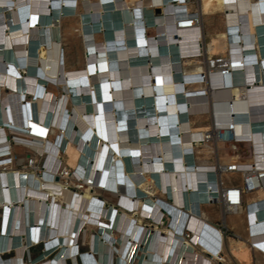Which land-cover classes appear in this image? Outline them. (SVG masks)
Returning a JSON list of instances; mask_svg holds the SVG:
<instances>
[{
    "label": "bare ground",
    "instance_id": "bare-ground-1",
    "mask_svg": "<svg viewBox=\"0 0 264 264\" xmlns=\"http://www.w3.org/2000/svg\"><path fill=\"white\" fill-rule=\"evenodd\" d=\"M198 2L199 31H190L175 24L189 18L186 0H0L2 237L10 231L29 237V225L36 221L42 223L41 238L62 234L66 226L68 239L76 224H92L86 229L100 228L107 243L115 231L118 264H164L170 262L173 241L167 238L140 262V224L158 221L162 213L155 200L132 199L147 193L170 198L172 208L166 211L175 224L186 214L201 216L198 238L207 221L228 220L231 228L243 220L244 231L259 222L251 233L264 250V175L261 190L253 194L255 204L245 203V210L223 217L219 193L206 191L209 175L202 173L215 168L214 150L205 145L190 151L187 140L188 129L198 134L207 127L189 126L186 118L205 110L186 96L209 87L220 104L207 110L231 126L239 146L250 143L249 163L254 162L253 145L261 154L256 158H264V0ZM154 6L163 16L153 14ZM211 19L219 20L221 29L206 44L204 61L201 23ZM218 53L223 63L210 58ZM221 65L225 69H217ZM10 134L15 138L7 142ZM27 152L43 156L50 172L38 178L7 170L14 157L26 159ZM63 154L67 168L76 169L74 180H89L85 192L54 182L59 166L66 172ZM220 157V180L236 177L240 185L243 175L222 170L239 157ZM106 189L117 193L119 212H108L96 196ZM4 242L1 238L0 264L15 262L17 252H3ZM229 245L236 262L249 264L245 241L229 239ZM102 249L100 262L114 263L111 248ZM191 252L181 246L174 264H189ZM81 261L99 264L87 256Z\"/></svg>",
    "mask_w": 264,
    "mask_h": 264
},
{
    "label": "built area",
    "instance_id": "built-area-1",
    "mask_svg": "<svg viewBox=\"0 0 264 264\" xmlns=\"http://www.w3.org/2000/svg\"><path fill=\"white\" fill-rule=\"evenodd\" d=\"M194 1V3H190V0H186V4L189 7V18L175 22V24L178 23L177 27L186 25L185 28L181 27L182 30L199 31L198 25L201 18H199L198 14L199 2L198 0ZM151 10L154 15L163 16L161 15L162 13H157V7L154 6ZM198 41L200 42V39H198ZM217 62L223 63L224 60L220 59L217 60ZM224 66L225 65H221L220 67L223 68L217 69H225ZM201 80L202 84L206 82V76L204 74L201 75ZM211 94L212 90L209 87H205L204 91L186 96V98H192V100L194 99L195 102L199 103L196 108L200 107L202 109H205L204 112L203 110L191 112L190 116H188L187 118V124H189L188 119L193 117L204 116L210 117L213 120V123L209 127H207L206 132L190 134V130L188 129L187 140L190 145V151L194 148L198 149L205 145L211 146V148L214 150L215 168H213V170H209L208 172L202 173L205 175L207 173L209 175V178L205 181L207 182L205 184V187H208L206 191L210 192L213 189H216L217 193H219L220 199L217 198L216 200H219L222 215L223 217H226L227 214H234L236 212L235 210L240 207L245 210V203H247L248 198L247 196H253V194H256L259 190H261L260 181L262 179L261 176L264 175V158H256L261 154H258L260 150L255 147V145H253V164L249 163L246 159L242 161L240 158H237L235 164L228 166L226 169H222L226 174L243 175L245 178L241 181V184L227 185L220 180V175L222 173L220 166L221 164H219V158L216 150L217 145L222 144L223 146L231 148L232 153H237L239 144L234 137L231 126L229 128H226L228 126L225 127V125L222 124L223 122L216 123V121H214L216 117L215 114H211L210 110H207L210 106L213 107L215 104H220L212 100ZM225 103H229V101H226ZM189 126L193 127V125L190 124ZM14 138L15 137L13 134L8 135L7 142L13 141ZM242 143L247 144L248 147L250 146L249 142ZM249 149L251 150L250 147ZM255 149L258 151V153ZM35 156L37 159H39V163L37 164L38 166L36 165L35 161L30 160L27 163L29 170L34 171L35 173L38 171L41 173V176H43L44 171L50 172L49 169L45 168L43 156L39 154H36ZM185 158L187 157L185 156ZM14 159L15 157L10 162L11 164L8 165L9 167L12 165ZM148 165L150 166V163ZM1 168L3 170L6 167ZM59 170L60 166L54 173V178L57 177V175H63V171ZM148 174L150 175V173L144 172V176H147ZM150 178L152 179V177ZM83 179H85V181ZM83 179L75 177V182L79 184L81 188H86V186L90 184V182L86 178ZM145 183L146 180L144 181V179H142L141 184L143 185ZM135 187L138 188V185H135ZM154 188L159 191V187L157 185H154ZM147 189L151 191L150 186ZM141 196L142 197L140 199L144 200V204H146V201L148 199L155 200L156 205L160 207V211L162 213L158 221H148L144 219L140 224L141 229H139V232L141 235H143L142 244H139V246H137L139 249L143 250L140 262L143 263L148 254L155 253L153 249L158 250L160 246L163 245L161 243H163L165 241L164 239L167 238L173 241L169 247L171 249V255L169 258L170 262L168 261L164 264H174L179 256V250L181 246L184 245H187L191 249H193V252L187 254L189 256L191 255L189 264H228L226 258V250L227 248H229V237L224 220H221L222 223L220 224L216 223L215 221H207V223L209 222L208 225H204L201 231L202 235L198 238V228H195V226H197V223L202 222L203 219L201 218V216L192 213L187 215L185 212L186 215H184L185 217L183 218V220H180L175 224L172 222V218L168 220V216L170 215L166 211V209L172 208L170 198H166V200H159L156 199L155 195L152 196L148 195L147 193H141ZM132 199H135V197L133 196ZM253 200L250 202H254ZM253 204H255V202ZM46 209L48 208L46 207ZM107 211L111 212L112 214L115 213L114 208L112 207H108ZM3 214L4 211L2 210V208H0V222L3 220ZM192 222H195V224L193 225ZM107 224L109 225L110 223L108 222ZM259 224V222L256 223V225ZM256 225H248L246 229L247 240L245 241V246L250 253L249 255L254 254V252L258 250L262 254L261 258L264 261V250L261 246L262 240L260 238H256L255 236L253 237L251 233V231L254 229L253 227H255ZM29 226V237H26V235L24 236L21 233L17 237H14L12 231H10L9 233L7 232L6 235L2 237V227L0 225V239H5L4 244H2L3 252H10V250H14L15 252H17L15 262H12L10 264H82L81 258L83 256H87L94 260L96 263L102 264V262H100V257L102 256V254H104L102 252V248L103 246H105V244H107V248H111L112 256L114 258V263L112 261V263L110 264H118L119 259L116 252L117 244L116 242H114L111 236L113 233H115L114 230V232L112 231V233L109 234L110 238L107 243L105 240H103V237L100 233L101 230H99L100 228L94 227L95 229L92 231L86 229V226L93 227L92 224H76L75 234H73L71 238L68 239L63 237L67 234L66 226L62 234H58L57 236L51 237L49 239H47L46 237L44 238V236L41 238V233H43V230L41 228L42 223L38 224L35 221L33 225L31 222ZM27 227L28 225H26V228ZM48 228H50L49 225L46 226V229ZM51 245L52 247L47 249V246L50 247ZM129 248L132 249L133 246L130 245ZM68 249L70 251H68ZM34 252L36 253L34 254ZM67 252H70L73 257H70L69 254H66Z\"/></svg>",
    "mask_w": 264,
    "mask_h": 264
},
{
    "label": "rangeland",
    "instance_id": "rangeland-1",
    "mask_svg": "<svg viewBox=\"0 0 264 264\" xmlns=\"http://www.w3.org/2000/svg\"><path fill=\"white\" fill-rule=\"evenodd\" d=\"M195 1L194 0H190V3H194ZM201 26H202V38H203V41H202V50H201V54H202V57H203V60L206 61L208 60L209 56L206 52V44L209 43V41L211 39H216L217 38V34H216V31H219L221 29V25H220V21L217 20V19H211L209 21H203L201 23ZM147 35L151 36V33H148ZM223 55L221 53H218L217 55L215 56H212L210 57L211 59H221ZM217 154H218V158H219V162L220 164H222L221 162V157L220 155H222V157H234V156H238L242 161H244L245 159H247L249 157V151H248V147L246 146H238V150H237V153H232L228 147L226 146H223L221 149L217 150ZM27 158L25 159V156H21V157H15L12 165L10 167H7V170L8 168H11L15 171H25L26 173H29V174H32V175H37L36 177L38 178H41V173L40 172H34V171H30L28 166H27V163L32 160V161H35L36 165L39 163V159L35 158L34 155L30 152H27L26 154ZM22 161V162H21ZM61 162H62V166L63 168L65 167L66 168V172L64 170L63 171V175L60 176V175H57V177H55V181H57V183L59 182L62 186H65L68 190L70 191H75L77 193H82V192H85L86 191V188H82V189H79L80 188V185L77 184L74 180V173L76 172V169L73 170V169H69L67 168L66 166V157L65 155L63 154L62 157H61ZM38 166V165H37ZM39 169V167H38ZM224 183L227 184V185H238L239 184V179L236 178V177H230L228 179H225L224 180ZM104 192L108 193L107 195L104 194ZM96 196L98 197L99 200L101 201H104L105 203V206L106 207H112L114 208V211L115 212H119L120 209L119 208H116L115 207V203H114V197L117 196V193H115L114 191H110V190H105V191H97L96 192ZM135 197V196H134ZM250 199L247 200V203L249 201H252V199L255 198V196H251L249 197ZM135 199H140V198H137L135 197ZM120 207V206H118ZM225 222V221H224ZM243 222V220L241 221ZM227 230H228V237L229 239H231L232 241L234 242H237V241H246L247 240V233L245 232H242L240 230V225L241 223L239 221H236L235 224L233 226H229V221L227 220ZM244 224V222H243ZM36 252H34L35 254ZM231 251H230V245H229V248H227L226 250V258H227V261H228V264H240L238 262H236L230 255ZM261 258L262 254L256 250L254 252V254L250 255L249 257V264H264V261L263 260H260L259 257ZM255 257H258L256 260ZM262 259V258H261Z\"/></svg>",
    "mask_w": 264,
    "mask_h": 264
},
{
    "label": "crops",
    "instance_id": "crops-1",
    "mask_svg": "<svg viewBox=\"0 0 264 264\" xmlns=\"http://www.w3.org/2000/svg\"><path fill=\"white\" fill-rule=\"evenodd\" d=\"M186 118H188V116H186ZM214 121H216V123H220L221 122V121H218V120H214ZM188 123H190V125H193L195 127H202V126L203 127H209L213 123V120L210 117H204V118H200V119H197V117H193V118L188 119ZM219 164H220V162H219ZM215 222L219 223V224L222 223L220 220H215ZM224 223H225V226L227 227V225H228L227 220H225ZM240 223H241L240 230L245 233L246 232V231H244L245 230V227H244L245 224H243V222H240ZM258 257H255L256 260H258L257 259ZM259 259L262 260L260 257H259Z\"/></svg>",
    "mask_w": 264,
    "mask_h": 264
}]
</instances>
